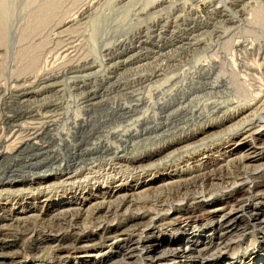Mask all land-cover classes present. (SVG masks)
<instances>
[{"label":"rangeland","instance_id":"374dc122","mask_svg":"<svg viewBox=\"0 0 264 264\" xmlns=\"http://www.w3.org/2000/svg\"><path fill=\"white\" fill-rule=\"evenodd\" d=\"M5 1L7 2L8 0H0V3L1 2L4 3ZM28 1H30L29 4H31V2H34L32 3L33 6H31L32 4L28 5L27 4ZM43 1L44 0H37L38 3L35 0L33 1L32 0H9L8 1V3H10L11 5L13 4L10 7L11 8L10 13L12 14L13 18L11 17V14H10L7 22H10V21L11 22L10 24L8 23L6 27L8 31L7 29H5L4 31L3 25L2 23H0V39H2L3 34H4V38H7L5 39L7 43L6 42L3 43L2 40H0V43H1L0 44V96L5 95L6 91L8 89H12L13 86L16 87L17 85H22L25 81H26L25 84H30L31 82L34 83L36 81L33 85L34 87L32 86V90L33 91L36 90V92L39 91L38 92L39 94H36L34 97H32L30 101H32L33 106H36V107L38 106V103H39L38 108H40L41 106L50 104V103L57 104L58 108L59 109L61 108L60 111L58 110V112L62 115L61 116L62 122L60 121V124H58L59 131L61 130L62 132L64 131L65 133H69L73 131L72 124H74L73 120L75 119V117L76 118L78 116L79 117L85 116L84 118L87 117L85 115L86 113L83 112L84 111L83 102L86 97V94H85L86 90L81 89V88L79 89L78 88L79 85L80 86L87 85L89 89L90 88L95 89V90H98L99 92L102 90L103 92L101 91V93H103L104 95L106 94L105 95L106 97L103 95L105 99L107 100L110 99V102L113 104L115 102L117 104H124V103L128 104L129 103V104L134 105V104H137L136 100L137 99L139 100V98L141 97L144 99L143 102H145L146 106L144 104H143L144 106L142 105L143 110H140L142 109L141 106L138 108V115L135 116L134 119H137L140 113L144 114V112L146 111L145 113L147 115L152 113L151 116H154L156 114V116L159 115L157 116V118L158 117L160 118V119L156 118L155 121L153 119L152 123H150L151 127L162 128L163 124L165 125L167 124L166 125L167 127L165 126V128L162 130L159 129L160 130L158 132L159 134L158 133L152 134L153 141L146 144V146L142 143L135 144L137 153H135L132 157L136 156L137 158H139L142 154L146 153L147 150L158 148L164 143L177 141L181 136L183 137L187 133H191L205 125L215 123L219 119L224 118V116L229 115L231 112H233L235 107H238L239 104L240 105L242 103L246 104L248 101L244 103V100L248 98H243L239 95V93L237 94L238 89L235 91L234 89L236 88L234 87V84L230 82L232 80V76H230L231 74L229 72H231L230 70H232L233 65L235 66V64H237L236 69L237 71H239L240 73L239 76H241L242 81L245 82L247 80L245 84L246 85L248 83L250 84V86L248 84L249 90L252 89L251 90L252 92L253 91L258 92V91L264 90V63H263L264 61L262 60V58L264 59V48H263L264 39L260 37L261 36L260 33H255V35H258L259 37H256L255 35H253V32L252 33L246 32L247 35L241 34L244 31H246V29L243 26L244 23H242L243 17L245 19L246 18L253 19L254 18L253 16H255V13H257L259 8L264 5V0H57L56 2L59 3L58 4L59 6L57 5L55 7H58V10L56 12H58L57 14L59 16L57 14H54L55 17L57 15L58 17L57 20L56 18H54L55 22H53L54 20H51L52 21L51 24H48V26L47 24L45 26L43 25L42 28H40V31L37 30L36 32L32 28L34 21H35V16L38 14V11H40L42 7L46 5L45 3L46 2L48 3V1L50 0H45L46 2L44 1V3ZM56 2H54L55 5L57 4ZM82 11L86 12L85 17L87 16L85 19L81 20L82 22H78V24L76 23V24H73L72 26L70 25L72 28L67 27L68 29L66 28V30H64L65 28L64 29L58 28L59 27L58 24L59 23L61 24L63 21H65L66 18H67L66 20H74L78 17L80 12L82 13ZM235 18H237L238 20H236ZM14 19H15V22H14ZM30 20H31V23L28 22ZM240 21L242 23L241 25H240ZM47 23H50V22L48 21ZM235 26H237V30ZM28 27L30 28L28 29ZM232 27L235 30V32H233L234 30L232 29ZM239 27H240L239 29L240 32L238 31ZM241 27L243 28V30ZM32 32L35 33L36 35L35 34L33 35ZM60 32H62V35L59 34ZM225 32H227V34ZM163 33L165 35H163ZM238 34H239L238 36L239 38L237 37ZM250 34L251 36L253 35L255 37L253 36L250 37L249 36ZM231 35L233 37V40L235 41L229 40L228 42V39L231 37ZM232 37L230 39H232ZM173 38L175 40H173ZM240 38L242 39L244 38V39L242 40ZM256 38L258 39L261 38V39L258 41H255L256 42L255 43L253 39L256 40ZM238 39H240L239 41L242 42L243 44V46L240 47V49L239 47H236V42H238ZM21 40L24 42H22ZM224 40L225 41L227 40L226 43L222 42ZM143 42L144 44L142 45V47L140 49L137 48L136 45L139 43L140 44V45L138 44V47H139L141 46V43ZM227 42L229 43L228 46L231 48L229 47L226 48L227 45L225 44H228ZM230 42L233 45H231ZM191 43L196 44V46L194 45L192 48H189V50L183 49L185 45L186 46L184 48L188 46L187 44H191ZM250 43L253 45V48L255 49L249 50L248 51L249 53H248L246 52L244 48L247 49L246 46H248V48L250 47L249 49H251L252 45ZM28 44H30V46ZM31 46L33 47L35 46L34 49H32L33 47L31 48ZM260 46L262 47V50ZM28 48L31 51V53H32V50L35 53L34 59H30L31 55L28 54L30 52L28 51ZM69 48H71V50H68ZM35 49H38V50H35ZM150 49L153 50L154 53ZM225 49H229V50H225ZM65 51L66 53H64ZM170 51L172 52L170 53ZM254 51L255 53H252ZM139 52L141 53L139 54ZM111 53L115 54L113 58L109 56V54ZM134 53H136V55ZM226 53L228 54V57ZM25 54L28 55L27 56L28 58L26 57ZM141 54L149 55V56L141 59L140 61L142 62H139V63L133 62L131 66L130 64H124V62H129L131 58L132 60H135V59L137 60L138 56H140ZM223 55H225V57ZM257 55L260 58H258ZM158 56L161 59L158 58ZM216 57H218L217 59H219L218 60L219 62L217 61ZM31 58L33 57L31 56ZM226 58L227 59L229 58L228 61L226 60ZM28 59L32 61L31 62L32 64L33 63L34 64L29 65L30 61ZM230 59L232 60V62H230L231 61ZM33 60H35V62ZM84 61L90 64V68H91L90 71L81 73V74L78 73V74H72V75H64L65 73L63 72L66 71V69H70L71 68L70 66L72 67L78 66L82 63H85ZM212 62L213 63L215 62V63L213 64ZM221 62L223 63V65ZM261 62L263 64H261ZM245 63L247 67L245 66ZM116 64L118 65L114 66ZM147 64L149 65L151 64L152 66L148 65L149 66L148 67ZM109 65H112V66L110 67ZM201 65L203 68L201 67ZM216 65H218V67ZM261 65L262 67H260ZM138 66L141 67V69L137 71L136 68ZM143 66L144 68L146 67L147 69L142 68ZM248 66L252 67L253 70L249 71ZM24 70H27V71L24 72ZM150 70H152V73L154 72H159L160 74L162 73V76L155 80L154 85L152 83H151L152 85L147 83L144 85V88H143V85L142 86L137 85V81H139V79L141 80V78L144 75L147 76L148 73L149 74L151 73ZM221 70L223 73L221 72ZM164 71L167 73H165ZM241 71H244L247 74ZM98 72H99V75H98ZM143 72L144 73L146 72V73L144 74ZM103 73L104 74L107 73V74L104 75ZM124 73H126L127 76ZM127 73H129V75ZM59 74L60 76H63V78L62 77H59L60 79L57 78L58 80L55 82H57L58 83L57 85L59 86H56L53 89H47L44 87V86L50 85L51 83L41 84L38 82V80L47 78V76H59ZM244 74L245 76L247 77L249 76V77L246 78ZM88 75L90 76L89 78H88ZM93 75L95 76L98 75V76L94 77ZM81 76L82 77L87 76V79H85V77L82 79ZM106 76L109 77V79ZM140 76L141 78H139ZM77 77L80 79V81L79 79H76ZM132 77L135 79H132ZM64 78H65V81H64ZM93 78H96V79H93ZM213 78H215V80ZM222 78L223 80H221ZM66 79L68 81L70 80L71 81L68 82ZM126 79L127 80L129 79L131 82L128 80L129 81L128 83ZM226 79H228L227 81L230 80L229 81L230 85H228V82H226ZM158 80L160 81L159 83H158ZM91 81H94L96 83L98 82V83L97 85L96 83H94L95 84L94 85L92 84ZM161 81L162 82L164 81V82L162 83ZM111 84L113 87L111 86ZM134 84L135 86H133ZM251 84L253 87L251 86ZM149 85L151 86V88ZM246 85H244V87H246ZM35 86H37V88L38 87L40 88L37 89ZM107 86H111V87H107ZM122 88H124V90ZM159 88L162 89L160 92H159L160 90ZM167 88L169 89V92ZM149 89L151 90L149 91ZM154 89H157L158 91V94L156 93V98L160 99L163 96L161 98L162 100L161 99L158 100L155 98V95H153L155 94ZM109 91H111L112 93ZM130 91H132L131 94H129ZM126 92L128 94H124ZM161 93L162 94L164 93V94L162 96H159L161 95ZM78 94L81 95V99ZM140 94H143V95H140ZM149 94L152 96H150ZM168 94L171 98L168 96ZM255 94L256 93H254V95ZM131 95L133 97H130ZM134 95L136 96V99ZM237 95L239 96L237 97ZM233 96L235 98H238V100L234 99ZM152 97H154V99ZM149 98H152V100H150ZM134 99H135V102H134ZM178 99L180 101H178ZM60 100H61V103H58L60 102ZM80 101L82 102V104ZM163 102L171 103L169 108L166 110L167 112L164 114L158 109V106H157V103L161 104ZM179 102H181V106L183 108L181 106L178 107L180 105ZM32 104H30L31 108H35L32 106ZM155 104L157 108L155 107ZM228 105L231 107H229ZM144 107H147V110H144L146 109ZM153 107L156 109H153ZM215 107H218V109L217 108L215 109ZM232 107L234 108L232 109ZM177 108H179V110ZM224 108H227V111ZM173 111H174V114H173ZM168 112L169 114H167ZM105 113L106 112H103L102 114L101 112L100 115L101 114L104 115ZM170 113H171V116H170L171 118L166 123V121L164 120L165 119L164 117L167 115H170ZM65 114L67 117L66 116L64 117ZM96 115L98 114H95V117ZM92 117L94 116L92 115ZM124 121L120 122V124L117 123V126L127 127L128 125L126 124H129L130 122H132L131 120H127V121L124 120ZM141 131L142 130H140V132ZM260 133H261L260 135L255 136L253 139L254 142L256 141L255 146H260L261 150L263 151L262 152L263 155L261 156L262 158H260V160L257 162L258 165H261L260 170L257 171L260 174V175L258 174V177L261 176L258 179V181L262 182L258 185V187L253 188L250 191L247 189L241 190L240 187H236L233 189L230 188L225 191L220 190L214 194L215 196H213V198L208 199L206 202L202 204L198 203L195 200L192 201L191 199H188L187 201L186 196H188V194L190 198L191 197L197 198L196 191L188 192L186 196L184 194L183 195L181 194V196L179 195V197L175 199L176 200L175 209L171 210V208H169L167 209L168 211L166 210L165 213L164 212L160 213L158 211L157 212L158 215L157 214L151 215L150 212L157 211V210H154L155 200L153 199L155 198L153 197L154 196L153 189H155V187L159 189L160 187H162L161 186L162 184L169 181L171 176L173 177V175L177 173L179 174L183 170L184 171L189 170V169L191 171H195V169L197 170L198 169L197 166L200 163L205 162V164L207 165H213V164L215 165V163L219 161V159L224 158L223 156L225 155L227 151H231L233 149V148L227 149V147H229L227 143L230 140L235 138L233 137L234 134H231L232 137L228 135V136L222 137L221 139L216 138L210 141V143L208 142L207 146L208 147L210 146L209 148L206 146L205 148H200L196 150V152L193 151L192 153L190 152L187 154L178 155L176 157L167 159L163 162H157L156 165L154 166L155 169L153 171H148L144 173L142 177H135V176L131 177V175L124 174L125 177L126 176L128 177L125 180L127 179L128 180L123 184L122 186L123 189H126V190L128 189L127 191L132 190L136 193H140L139 195L142 197L144 196L143 197L144 199L145 197L151 198V199L149 198L150 200L148 198L146 199V201L143 200L141 202L142 203L141 205L143 207L141 206L140 209L129 211L125 215L121 214L117 218L118 220L116 219L117 221L115 220L114 223H112V225H115L121 231L122 230L126 231L125 232L126 237H124L125 239L124 241L112 240L111 238L112 235L109 236L108 232L102 229H98L97 226H94V222H92L90 224L86 223V227L84 231L82 232V240H83V237L85 238L91 235L95 236L93 238L94 241L89 246L84 247L85 243L82 242L81 238L78 243H72L71 233H67L63 231L59 233L56 232L59 235L54 233V235L57 237L55 242L44 244L43 247L42 246L38 247L36 241H37V237H39L40 235H43V233L45 232V228L43 226L38 225L37 227H34L33 231H31L26 236H23L20 238H13L14 236L9 232V228L4 227L5 229L0 228V231H1L0 232V252H3V254L0 255V264H111V263L113 264V262L114 264H150V262L152 261L151 257H148L147 255H143L141 253V249H142L141 243L143 240L141 241L140 239L143 236L142 231L149 225L151 219H157V220L161 219L163 220L162 221L163 223L158 225L154 229L155 234H153V238H151L150 240H161V241L173 240V239L180 238L181 235L183 234L188 235L192 232L195 233L194 234L195 236H197L199 233H203L204 236H206L210 234V230L213 227V221L211 220V212L209 211L214 210L216 207H219V205L223 203L226 205L227 209L233 208V210L239 211V215H238L239 217L236 221H233L232 223V226H231V229H233L232 233H231V229L228 232V233H231L228 238L229 239L228 242H230L229 244L230 248L227 249L223 257L224 260H227V261L221 262L220 264H231V263L233 264H253L252 259L256 255L255 253L264 251V240H262V236L264 235V220L262 219L259 221H255L256 220L255 218L257 216L258 217L262 216L261 215L262 212L260 211L264 210V186H263V181H264L263 179L264 178V126L260 130ZM249 141L250 142L248 144V147L250 145V148H252L253 145H251L252 144L251 139ZM90 147L91 146H89V148ZM243 150L244 148H242L239 151L237 150L238 154L243 152ZM63 153L65 154L68 152L63 151ZM69 154L70 153H68V155ZM131 171L133 170L131 169ZM106 180L103 178L100 183L91 185L89 189H86V190L82 189L76 195H67L70 192L69 188H65L66 190L60 189L58 190V192L55 193L56 197H53L48 202H45V199L42 198L41 196L40 197L33 196L32 199L28 201H24L20 199H16V200L10 199L7 201L8 205L6 206L2 205V204H5L4 203L5 201L4 202L0 201V215L5 216L6 218H10L11 215L21 212L22 209L25 210L24 213L36 212L38 214L47 215V214L55 213L61 207L70 206V205L66 206L68 203L74 204V203H79L82 201L83 202L95 201L96 198L93 199L94 196L102 194V193H105L106 195V193H108L109 191H113L115 189L116 183H113L115 181L113 180L110 181L111 179H108V182H111V184L109 183L106 184ZM137 180H140V181L138 182ZM148 188L150 190H147ZM141 192L144 193L145 195L142 194ZM63 194L67 196L63 198L64 201H61L60 196H62ZM253 195H256L255 200H252L251 198ZM190 200L192 203L190 202ZM152 207L153 209H151ZM6 221L3 222V224L9 223L8 220ZM86 228L88 231L86 230ZM3 233L4 234L6 233V234L3 235ZM12 241H15V242H12ZM86 251L89 252L88 255L97 254V253L99 255L96 258L95 257L86 258L84 257ZM122 254L124 255L123 257H122ZM157 258L161 259L163 258V256L159 255L157 256ZM184 264H189V262L185 260Z\"/></svg>","mask_w":264,"mask_h":264},{"label":"bare ground","instance_id":"6f19581e","mask_svg":"<svg viewBox=\"0 0 264 264\" xmlns=\"http://www.w3.org/2000/svg\"><path fill=\"white\" fill-rule=\"evenodd\" d=\"M8 1L7 2L5 1L4 3H2V2L0 3V18L2 19V20L0 19V23H2L4 31H5V29H7L6 28L7 24L8 23L10 24V22H11V21L7 22V21L9 19V15L11 14L10 13L11 12L10 7L13 4L11 5L10 3H8ZM35 1L37 2V0H35ZM44 1H43V3H44ZM53 1L54 0H50V1H48V3L45 1L46 5L45 6L43 5L44 7H42L41 10L38 9L40 11H38V14L35 16V21L33 24L34 27L32 26L33 30H35L36 32H37V30L40 31V28H42L43 25L45 26L47 24V26H48V24H51V22H52L51 20H54V18H56V20H57V18H58L57 13L58 12H56V11L58 10V7H55V6H57L59 3H57L56 2L57 0H55L54 2L57 3L55 5ZM29 2L30 1L27 2L28 5H31L32 3H34V2H31V4H29ZM31 6H33V4ZM254 13H253V15H254ZM54 14H57L56 17ZM85 14H86V12L82 11V13L80 12L78 17L77 18L75 17L76 19H74V20H66L67 18L65 19V21L62 20L63 22L61 21L62 23L58 24L59 25L58 28L59 29L65 28L64 30H66L67 27H71L73 24H76V23L78 24V22H82L81 20L85 19L87 17V16L85 17ZM11 17H12V14H11ZM32 17H34V16H32ZM253 17H254L253 19H247V18L245 19L243 17L242 23H244L243 26L246 29V31H244L241 34H246V32H248V33L253 32V35H255V33H260V35H261L260 37L264 39V5L259 8L258 12L255 13V16H253ZM30 18H31V16H30ZM51 18H53V19H51ZM15 19H14V22H15ZM235 19L238 20L237 18H235ZM48 21L50 23H47ZM229 21H230V19H229ZM28 22L31 23V20ZM53 22H55V20ZM242 23L240 21V25ZM235 27L237 30V26H235ZM29 28L30 27H28V29ZM53 28H55V27H53ZM232 29H233V27H232ZM239 29H240V27L238 28V31H239ZM30 30H32V29H30ZM242 30H243V28H242ZM7 31H8V29H7ZM230 31H231V29H230ZM233 32H235V30ZM225 33L227 34V32H225ZM34 34L35 33H33V35ZM59 34L62 35V32H60ZM159 34H161V33H159ZM163 35H165V34L163 33ZM225 35H223V36H225ZM233 36H234V34H233ZM238 36H239V34L237 35V37ZM249 36L252 37L251 34ZM255 36L259 37L258 35H255ZM255 36H253V37H255ZM184 37H185V35H184ZM220 37H221V35H220ZM231 37H232V35H231ZM240 37H241V35H240ZM230 38L228 39V42H229V40H233V37H232V39H230ZM5 39H7V38H4V34H3L2 39H0V40H2V42L4 43V42H6ZM186 39H187V37H186ZM240 39H242V38H240ZM240 39H238V42H236V47H239V49H240V47L243 46L242 42L239 41ZM254 39H253L254 42L260 40L258 38H256V40H254ZM173 40H175V39L173 38ZM226 41L224 40L222 42L226 43ZM233 41H235V40H233ZM22 42H24V41H22ZM167 43H165V44H167ZM243 43H245V42H243ZM251 43H253V42H251ZM138 44L136 46H137V48L140 49L142 47V45L144 44V42L141 43V46H139V47H138ZM230 44H231V42H230ZM28 45L30 46V44H28ZM187 45H188L187 46L188 48L187 47L184 48L186 46L185 45L183 47V49L189 50V48H192L194 45L196 46V44H194V43L187 44ZM225 45H227L226 48L229 47L228 46L229 43L225 44ZM231 45H233V44H231ZM168 46H169V44H168ZM261 46H263V45H261ZM261 46H260V48L262 50ZM32 47L33 46H31V48ZM34 47L32 49H34ZM246 47H247V49L244 48L246 50V52H248L249 50L255 49V48H253V45H252L251 49H249L250 47L248 48V46H246ZM222 48H223V46H222ZM229 48H231V47H229ZM35 50H38V49H35ZM68 50H71V48H69ZM225 50H229V49H225ZM235 50H233V51H235ZM28 51H30L29 48H28ZM151 51L153 52V50H151ZM217 51H218V49H217ZM233 51H231V52H233ZM171 52L172 51H170V53ZM64 53H66V51ZM136 53H134V54L136 55ZM140 53L141 52H139V54ZM252 53H255V51ZM26 54H27V52H26ZM28 54H30L33 57V58H31V56H30V59H34L35 53L33 52V50H32V53L30 51ZM27 56L28 55H26V57ZM109 56H111L113 58V56H115V54L111 53V54H109ZM148 56L149 55L141 54L140 56H138L137 60L136 59L132 60V58L131 59L129 58L130 61L124 62V64H130V66H131V64L133 62L134 63L135 62H138V63L142 62L140 60L143 58H146ZM164 56H166V55H164ZM223 56L225 57V55H223ZM250 56H248V57H250ZM133 57H135V56H133ZM227 57H228V54H227ZM234 57H235V55H234ZM156 58H155V60H156ZM158 58H160V57L158 56ZM163 58H162V60H163ZM217 58L218 57H216V59ZM258 58H260V57L258 56ZM228 59L226 58L227 61H228ZM111 60H113V59H111ZM172 60H173V58H172ZM218 60L219 59H217V61ZM232 60L230 62H232ZM262 60L264 61L263 58H262ZM29 61H30L29 65L32 64L31 63L32 61L31 60H29ZM33 61L35 62V60H33ZM259 61H261V60H259ZM121 62H123V61H121ZM163 62H165V61H163ZM204 63H205V61H204ZM263 63L261 62V64H263ZM117 65L118 64H116L114 66H117ZM148 65L149 64H147V66ZM222 65H223V63H222ZM109 66L111 67L112 65H109ZM216 66L218 67V65H216ZM245 66L247 67L246 63H245ZM250 66H252V65H250ZM250 66H248L249 71L253 70V68ZM70 67H69L70 69H66V71L63 72V73H65L64 75H72V74H78V73L81 74V73L88 72L91 69L90 64L87 62L82 63L78 66H74V67L70 66ZM110 67H108V68H110ZM138 67L136 68L137 71L139 69H141V67H139V68ZM157 67H158V65H157ZM201 67H202V65H201ZM229 67H230V65H229ZM236 67H237V64H235V66L233 65V68L231 67L232 70H230V71L232 73L231 72H229V73L231 74L230 76H232L233 81L232 80L231 81L229 80V81L234 84V87L236 88V89H234L235 91L238 89L237 94L239 93V95L243 98H248L246 100H244L242 98L244 100V103L246 101H248L246 104H243L241 102L243 105L239 104L238 107H235L233 112H231L229 115H226V116L223 115L224 118L219 119L215 123L205 125V126L199 128V129H197L191 133H187L183 137L181 136L177 141L164 143L158 148L151 149V150L149 149L146 151V153L142 154L139 158H137L136 156L132 157L135 153H137L136 152L137 149L135 147V144L142 143L146 146V144L153 141L152 134L158 133L160 131L159 129L162 130L167 125V124L166 125L163 124V127L161 126L162 128L151 127L150 123H152L153 119L155 121V119L159 115L156 116L155 113H153V114H155L154 116H151L152 113L147 115L145 113L146 111L144 112V114L140 113L139 116L142 115L141 117L138 116L137 119H134L135 116L138 115V108L140 106L142 107L143 104L146 106L145 102H143V100H144L143 98L140 97L141 99L140 98H139V100L137 99L136 100L137 104H134V105L129 104V103L125 104L124 102H123L124 104H117L115 102L113 104L110 102V99H108L109 101L107 99H105L106 94L104 95L103 93H101L102 90L99 92L98 90H95V89H91V88L89 89L87 85H81V86L79 85L78 86L79 89L81 88V89L86 90V93H85L86 97H85V100L83 102V109H84L83 112L86 113L85 115L87 117L84 118L85 116L79 117L78 115H76L78 117L77 118L75 117V119L73 120V123H74V124H72L73 131H71L69 133H65L63 131L64 132L63 133L61 130H60L61 132L58 130L59 129L58 124H60V121L62 119L61 118L62 115L58 112V110L60 111L61 108L59 109L57 104H53V103L47 104L46 103L47 105H45V106H41V104H40L41 107L38 108L39 103H38V106L36 107V106H33L32 101H30V99L32 97H34L36 94H39L38 93L39 91L36 92V90L35 91L32 90V86L36 82L35 80H34L35 81L34 83L31 82L30 84H25V82H26L25 81L22 85H17L16 87L13 86L12 89H8L6 91L5 95L0 96V201H2V202L5 201L4 202L5 204H2V205H4V206L8 205L7 201L10 199H14V200L20 199V200L28 201V200L32 199L33 196L34 197L35 196L36 197L41 196L42 198L45 199V202H48L53 197H56L55 193L58 192V190L65 189V188L70 189V192L68 194L67 193H65V194L76 195L82 189L86 190V189H89V187L91 185L100 183L103 178L105 180L107 179L106 184L107 183L111 184V182H108V179H111L110 181H112V180L115 181L113 183H116V186H115V189L113 191H109L108 193H106V195H105V193H102V194L94 196L93 199L96 198L95 201H91V202H83L82 201V202L74 203V204L68 203L66 206H68V205H70V206L61 207L55 213H51V214H47V215L38 214L36 212L24 213L25 210L22 209L21 212L11 215L10 218H6L5 216L0 215V228L8 227L9 232L14 236L13 238H20V237L26 236L31 231H33L34 227L41 225L45 228V232L43 233V235H40L39 237H37L36 243H37L38 247H41V246L43 247L44 244L55 242L57 237L54 235V233L59 235L58 233L63 232V231H65L67 233H71V236H72L71 242L72 243H78L80 241V238L82 240V232L84 231V229L86 227V223L90 224V223L94 222V226H97L98 229H102V230L108 232L109 236L112 235L111 236L112 240L124 241L125 240L124 237H126V235H125L126 231H123V230L121 231L115 225H112V223H114V221L121 214L125 215L129 211H132L135 209H140V207L142 206L141 202L143 200L146 201V199L148 198V197H145V199H144L143 198L144 196L142 197L139 195L140 193H136L132 190L127 191L128 189L127 190L123 189L122 188L123 184L128 180V179L125 180L128 177L127 176L125 177L124 174L131 175V177L132 176L142 177L144 173H146L148 171H153L155 169L154 166L156 165L157 162H163L167 159L176 157L178 155H183V154H187L190 152L192 153L193 151L196 152V150H198L200 148H205L208 145V142L210 143V141H212L216 138L221 139L222 137H225L228 135L231 136V134H234L233 137H235V138L230 140L227 143V145H229V147H227V149L228 148L229 149L233 148V149L231 151H227L225 153V155L223 156L224 158L219 159V161H217L215 163V165L214 164L213 165H207V164H205V162L200 163L197 166L198 167L197 170L196 169H195V171H191L190 169L186 170V171L183 170L179 174L177 173V174L173 175V177L171 176L169 181L162 184L161 185L162 187H160L159 189H157L156 187H155V189H153L154 190L153 191L154 192L153 197H155V198H153L155 200V209L154 210H157V211L150 212L151 215H156V214L158 215V213H157L158 211L160 213H163V212L165 213L166 210L169 208H171V210L175 209V202H176L175 199L177 197H179V195L181 196V194L182 195L184 194L186 196L188 192L196 191L197 192V198L196 197L190 198L189 194H188V196H186L187 201H188V199H191L192 201L195 200L198 203L202 204V203L206 202L208 199L213 198V196H215L214 194L220 190L225 191V190H228L230 188L233 189L236 187H240L241 190L247 189L250 191L253 188L258 187V185L262 182L258 181V179L261 176L258 177L259 172H257V171L260 170L261 165H258L257 162L260 160V158H262L261 156L263 155V153H262L263 151L261 150L260 146H255L256 141L254 142L253 139L255 136H258L261 134L260 130L264 126V92H263L264 90L263 91L261 90L258 92H254V91L252 92L251 91L252 89L249 90L248 89L249 83L246 85L245 82H247V80L245 82L242 81L241 76H239L240 73H239V71H237ZM260 67H262V65ZM142 68H144V66ZM225 68H227V67H225ZM27 69H29V68H27ZM204 69H202V70H204ZM155 70H157V69H155ZM25 71H27V70H24V72ZM144 71H146V70H144ZM150 71L152 73V70H150ZM146 72H148V71H146ZM221 72H222V70H221ZM241 72H244V71H241ZM107 73H109V72H107ZM151 73L150 74L148 73L147 76L144 75L145 77L142 75L143 76L142 78L140 76L139 78H141V80L140 79H139V81L136 80L137 85H141V86L143 85V88H144V85L147 83H149V84L152 83L154 85L155 80L162 76V73L160 74L159 72H154L152 74ZM165 73H167V72H165ZM106 74H104V75H106ZM124 74L126 75V73H124ZM127 74L129 75V73H127ZM245 74H247V73H245ZM245 74H244V76H245ZM98 75H99V72H98ZM93 76L97 77L95 75H93ZM59 77L63 78V76H60V74H59V76H47V78L38 80V82L41 84H48V83L50 84L51 83L50 85H47L44 87L47 89H53L56 86H59V85H57L58 83L55 82L58 80L57 78H59ZM84 77H82V79ZM89 77L90 76L88 75V78ZM245 77L248 78L249 76L248 77L245 76ZM107 78L109 79V77H107ZM122 78H123V76H122ZM67 79H69V78H67ZM76 79H79V78L77 77ZM85 79H87V76L85 77ZM93 79H96V78H93ZM117 79H119V78H117ZM132 79H135V78L132 77ZM213 79L215 80V78H213ZM166 80H167V78H166ZM204 80H205V78H204ZM221 80H223V78ZM227 80L228 79H226V82H228V85H230L229 81H227ZM64 81H65V78H64ZM70 81H68V82H70ZM79 81H80V79H79ZM121 81H122V79H121ZM127 81H126V83H127ZM129 81H128V83H129ZM253 81H254V79H253ZM73 82H75V81H73ZM91 82H92V84L96 83L94 81H91ZM159 82L160 81L158 80V83ZM97 83H96V85H97ZM123 83H125V82H123ZM166 83H168V82H166ZM218 83H219V81H218ZM109 84H110V82H109ZM112 84H111V86H112ZM135 84L133 86H135ZM164 84H163V86H164ZM223 85H225V84H223ZM244 85H246L247 88L244 87ZM37 86H35V87L37 88ZM111 86H107V87H111ZM249 86H250V84H249ZM251 86H252V84H251ZM159 87H161V86H159ZM215 87H216V85H215ZM255 87H254V89H255ZM38 88H40V87H38ZM130 88H131V86H130ZM150 88H151V86H150ZM152 88H153V86H152ZM204 88H205V86H204ZM107 89H105V90H107ZM122 89L124 90V88H122ZM146 89H147V87H146ZM232 89H233V87H232ZM143 90H145V89H143ZM150 90L151 89H149V91ZM161 90L162 89H160L159 92ZM167 90L169 92L168 88H167ZM257 90H258V88H257ZM257 90H255V91H257ZM126 91H127V89H126ZM154 91H152V92L155 93L153 95H155V98H156V93L158 94V91H157V89H154ZM109 92H111V91H109ZM131 92L132 91H130L129 94H131ZM134 93H132V94H134ZM140 93H142V92H140ZM166 93H167V91H166ZM254 93H256V94L254 95ZM124 94H128V93L126 92ZM138 94H139V92H138ZM163 94L161 93V95H159V96H162ZM78 95L80 96V99H81V95L80 94H78ZM140 95H143V94H140ZM239 95H237V97ZM150 96H152V95H150ZM168 96H169V94H168ZM127 97H129V96H127ZM130 97H133V96L131 95ZM235 97H234V99L238 100V98H235ZM147 98H148V96H147ZM152 98L154 99V97H152ZM152 98H149V99L152 100ZM135 99H136V96H135ZM135 99H134V102H135ZM156 99L160 100L159 98H156ZM179 99H178V101H180ZM242 99H240V100H242ZM38 100H40V99H38ZM166 100H167V98H166ZM185 100H186V98H185ZM230 102H232V101H230ZM41 103H43V102H41ZM58 103H61V100ZM140 103H142V104H140ZM179 103H180V105L178 107L181 106V102H179ZM228 103H229V101H228ZM30 104H32V106L35 108H31ZM81 104H82V102H81ZM170 104L171 103H164L163 102L161 104L157 103V106H158V109L164 114L167 112L166 110L169 108ZM184 106H186V105H184ZM155 107H156V104H155ZM171 107H172V105H171ZM218 107H215V109L216 108L218 109ZM229 107H231V106H229ZM36 108H38V109H36ZM144 108H146L144 110H147V107H144ZM156 108L153 107V109H156ZM184 108H186V107H184ZM233 108L234 107H232V109ZM149 109H151V108H149ZM177 109L179 110V108H177ZM224 109L227 111V108H224ZM140 110H143V107ZM99 112L100 113L102 112V114H103V112H106V113L104 115H102V114L100 115ZM141 112H143V111H141ZM152 112H154V111H152ZM61 113H62V111H61ZM95 114H98V115H96V117H95ZM167 114H169V112ZM173 114H174V111H173ZM214 114H215V112H214ZM92 115L94 117H92ZM65 116H66V114L64 115V117ZM97 116H99V117H97ZM170 116H171V113H170V115H167L164 117L165 118L164 120L166 121V123L171 118ZM175 116H176V114H175ZM124 120H126V121L131 120L132 122H130V123L128 122L131 125L126 124V125H128L127 127L117 126V123L120 124V122H123ZM163 123H165V122H163ZM160 125H162V124H160ZM160 125H159V127H160ZM122 126H124V125H122ZM140 130H142V131L140 132ZM164 133H166V132H164ZM160 135H162V134H160ZM164 136H165V134H164ZM153 137H154V135H153ZM250 139H251V141L253 140L252 144H251V145H253L252 148H250V145L248 147ZM86 146H87V148H86ZM89 146H91V147L89 148ZM261 147H262V145H261ZM242 148H244L243 152L238 154L237 150L239 151ZM63 151L68 152L70 154L69 155H68V153L64 154ZM151 168H153V169H151ZM251 168H253V169H251ZM131 169L133 171H131ZM137 181L139 182L140 180H137ZM149 182H151V181H149ZM263 186H264V181H263ZM147 190H150V189L148 188ZM65 194L60 196L61 201H64L63 198H65V196H67ZM142 194H144V193H142ZM100 196H102V197H100ZM195 196H196V194H195ZM57 198H58V196H57ZM251 198H252V200H255L256 195H253ZM191 200H190V202H191ZM143 205H145V204H143ZM151 209H153V207ZM209 212H211V220L213 221V227L210 230L209 235L204 236L203 233H199V234L197 233L198 235L196 234L197 236H195L194 235L195 233L192 232L188 235L183 234L178 239L165 240V241L150 240L151 238H153V234H155L154 229L158 225L163 223L162 222L163 220H161V219H158V220L157 219H151L149 225L142 231L143 236L140 239L141 241L143 240L141 243L142 244L141 253L143 255H147L148 257H151L152 261L150 262V264H184L185 260H187L189 262V264H191V263H193V264H218L219 263L220 264L221 262H226L227 260H224V258H223L225 255L224 253L227 251L228 248H230V246H229L230 242H228V240H229L228 238H229V236L233 230V229H231L233 221H236L239 217L238 216L239 211L233 210V208L227 209L226 205L223 203V204H220L219 207H216L214 210L209 211ZM260 212H262L261 213L262 216H260V217L257 216L255 218L256 219L255 221H259L262 219L264 220V210H262ZM140 214H141V212H140ZM6 220H8L9 223L3 224V222H5ZM230 229H231V233H228L230 231ZM86 230H87V228H86ZM56 232H58V233H56ZM5 234L3 233V235H5ZM94 237H95L94 235H91V236L85 237V238L83 237L82 242L85 243L84 247L92 244V242L94 241L93 240ZM147 237H148V239H147ZM263 237H264V235L262 236V240H264ZM147 240H149V241H147ZM12 242H15V241H12ZM95 252H97V251H95ZM88 253L89 252L86 251L84 257H86V258L95 257L96 258L99 255L98 253L88 255ZM2 254H3V252H0V255H2ZM255 254L257 256L255 255L253 257V259H252L253 264H264V251L263 252H257ZM159 255L163 256V258H161V259L157 258V256H159ZM123 256L124 255L122 254V257ZM113 264H114V262H113ZM231 264H233V263H231Z\"/></svg>","mask_w":264,"mask_h":264}]
</instances>
